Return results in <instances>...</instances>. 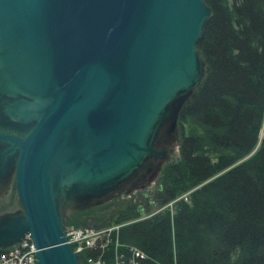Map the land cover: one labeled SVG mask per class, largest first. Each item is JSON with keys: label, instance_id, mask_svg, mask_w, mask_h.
I'll return each instance as SVG.
<instances>
[{"label": "water", "instance_id": "water-1", "mask_svg": "<svg viewBox=\"0 0 264 264\" xmlns=\"http://www.w3.org/2000/svg\"><path fill=\"white\" fill-rule=\"evenodd\" d=\"M204 0H0V178L22 213L0 250L30 235L35 264H82L61 196L103 198L148 159L198 88Z\"/></svg>", "mask_w": 264, "mask_h": 264}, {"label": "trees", "instance_id": "trees-1", "mask_svg": "<svg viewBox=\"0 0 264 264\" xmlns=\"http://www.w3.org/2000/svg\"><path fill=\"white\" fill-rule=\"evenodd\" d=\"M204 1L207 70L179 112V154L150 197L75 213V226H119L82 264H264V0Z\"/></svg>", "mask_w": 264, "mask_h": 264}, {"label": "rangeland", "instance_id": "rangeland-1", "mask_svg": "<svg viewBox=\"0 0 264 264\" xmlns=\"http://www.w3.org/2000/svg\"><path fill=\"white\" fill-rule=\"evenodd\" d=\"M200 55V54H199ZM204 63V73L207 70V66L203 58L201 57ZM174 124L166 127L163 130L159 141L157 142V150L164 152L165 157L159 158L155 162L152 159H148L144 165L138 170L135 175H133L128 181H126L120 189L109 193L103 198H86V199H76V198H68L63 195L59 201V214L62 218L63 225L65 228H93L96 229V232L103 234L101 232H112L113 230L118 229V225L111 224L101 228H95L91 225H79L75 226V218L81 212L75 213L77 211H81L87 208H92L94 206H98L100 204L108 205L114 202H118L120 199H129V197H133L132 199H138V197L143 196H151L152 189L156 187L157 183L160 181V174L162 169L168 162L174 160L179 154V142L181 139V123L179 124V118L173 120ZM189 124L184 125V133L189 131ZM213 153H219L215 151ZM247 158V157H246ZM245 159V158H244ZM110 204V205H111ZM171 204H166L162 207H155L150 205L149 212L143 213L140 218H147L154 213L163 210L164 208L170 207ZM22 207L17 198L15 184H14V175L10 173L8 177L1 179L0 178V220H2L6 215H17L22 213ZM75 215V217H74ZM106 244L108 240L103 236Z\"/></svg>", "mask_w": 264, "mask_h": 264}, {"label": "built area", "instance_id": "built-area-1", "mask_svg": "<svg viewBox=\"0 0 264 264\" xmlns=\"http://www.w3.org/2000/svg\"><path fill=\"white\" fill-rule=\"evenodd\" d=\"M171 203H169L170 205ZM66 236H67V242L70 243L73 246L74 252L78 254L81 258V256L85 254L86 250L93 247L98 240H101L102 235L108 236V232H101L103 234H100L99 232H96V229L91 228H72L68 227L65 230ZM133 257L134 258H142L143 253H141L139 250L133 249L132 250ZM35 248L32 242V239L30 235H26L24 239L0 252V264H35ZM115 259H118L116 257ZM87 264H100V260H92L90 258L86 259ZM116 264H120V262H116ZM130 264H138L136 260H131Z\"/></svg>", "mask_w": 264, "mask_h": 264}]
</instances>
